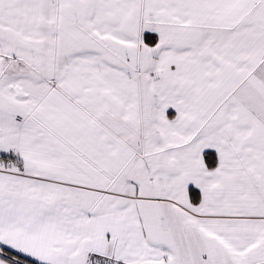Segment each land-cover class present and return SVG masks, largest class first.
Returning a JSON list of instances; mask_svg holds the SVG:
<instances>
[{
  "label": "snow or ice",
  "instance_id": "obj_1",
  "mask_svg": "<svg viewBox=\"0 0 264 264\" xmlns=\"http://www.w3.org/2000/svg\"><path fill=\"white\" fill-rule=\"evenodd\" d=\"M0 264H264V0H0Z\"/></svg>",
  "mask_w": 264,
  "mask_h": 264
}]
</instances>
